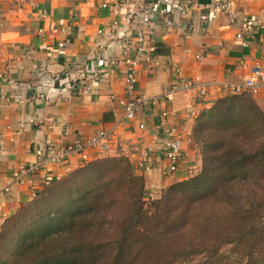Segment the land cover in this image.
Returning a JSON list of instances; mask_svg holds the SVG:
<instances>
[{"label": "crops", "instance_id": "0c3cea01", "mask_svg": "<svg viewBox=\"0 0 264 264\" xmlns=\"http://www.w3.org/2000/svg\"><path fill=\"white\" fill-rule=\"evenodd\" d=\"M151 1L0 0V186L9 185L15 170L36 160V147L86 139L103 129L114 131L109 155L126 156L136 173L144 176L150 192L158 193L200 167L201 157L192 139L198 115L187 109L194 105L200 113L212 106L230 93L225 82L250 77L255 66L260 67L264 82V0H191L187 15L170 14L175 22L172 27L156 11L150 23H143L138 14ZM218 2L229 3L230 11H217ZM131 6L137 15H129ZM212 10L217 17L203 21L201 15ZM250 21L253 31L237 39ZM143 28L156 46L152 56L158 60L140 63L136 94L160 96L181 79L203 83L208 93L201 99L196 88L175 92L125 123L121 122V100L127 97L124 67L102 73L88 93L69 84L97 55L118 56L123 47L134 51ZM110 29L115 36L108 35ZM66 39L71 40L69 45L56 49L57 42ZM254 97L264 110V87ZM164 110L169 113L166 120ZM142 122L145 128L140 129ZM162 122L183 129L184 159L173 176L164 174L168 161L159 155L164 141ZM65 129L69 130L66 136ZM145 153L150 154L147 168H140ZM82 164L74 158L69 165L56 166L51 174L61 177ZM45 176L43 172L32 182L10 186L0 198V226L23 202L34 198L35 188L45 185Z\"/></svg>", "mask_w": 264, "mask_h": 264}, {"label": "trees", "instance_id": "16d2710c", "mask_svg": "<svg viewBox=\"0 0 264 264\" xmlns=\"http://www.w3.org/2000/svg\"><path fill=\"white\" fill-rule=\"evenodd\" d=\"M192 139L201 168L150 201L124 155L35 188L0 226V264H264V110L228 93Z\"/></svg>", "mask_w": 264, "mask_h": 264}, {"label": "built area", "instance_id": "2783aa9c", "mask_svg": "<svg viewBox=\"0 0 264 264\" xmlns=\"http://www.w3.org/2000/svg\"><path fill=\"white\" fill-rule=\"evenodd\" d=\"M107 6V3H104ZM162 5L165 6L162 7ZM191 7V0H153L146 8L138 14L144 24H148L152 21L153 13L160 12L165 15V22L168 26H174V21L170 17L172 12L178 15L185 16L189 13ZM217 11H230L229 3H217L215 6ZM217 11H210L207 14H202L201 18L205 22L214 20L217 17ZM130 16L137 15V12L131 6L128 9ZM184 29L186 35H189V25L185 23ZM253 23L247 22L244 25L243 30L239 31L236 35L237 39L243 40L245 32L253 31ZM104 32V30H100ZM110 37L116 35L113 30L107 31ZM70 39L59 41L56 44V49H64L69 45ZM156 52V46L152 40L147 37L144 28L139 31L137 35V44L132 51L129 47H123L121 53L118 56H113L107 52H103L94 58L93 64H87L83 68L81 76L75 77L70 82V86L78 87L83 93H88L91 90L92 82L99 80L100 75L104 72H108L111 68L124 67L125 80H126V93L127 97L121 100L124 106V116L121 122H133L137 114L144 108H148L160 100H168L172 98L175 92L184 89H198V96L202 99L207 96L208 89L206 85L198 82L197 80H184L176 81L172 86L167 88L165 92L160 96L146 97L136 94V86L139 80V65L145 59H151L157 62L158 58L154 55ZM197 59L201 60L202 55H197ZM252 75L242 81L238 82H225L223 86L231 94H240L244 92L257 94L263 87L264 82L260 78L261 69L259 66H255L252 69ZM188 113L193 116H197L196 107L190 106L187 109ZM169 115L167 110L162 113L163 118L166 120ZM162 128L164 133L163 145L159 151L160 157L168 161V166L164 170V174L173 176L179 169L183 159V129L176 123L162 122ZM139 128H145V124L139 123ZM63 134L66 136L69 134V130L65 129ZM115 143L114 131L112 129H103L98 133L86 138H75L72 141L57 145L53 143H47L45 145L38 146L34 149V155L36 160L29 165H25L12 173L11 183L6 186H0V198L3 197L13 184H24L34 181L35 176L40 173H45V181L53 180L54 177L51 174L56 166L69 165L71 160L76 158L84 163L109 155L112 151L113 144ZM150 158L149 153H145V157L140 168H147L146 162ZM49 173V174H48ZM45 183V184H46Z\"/></svg>", "mask_w": 264, "mask_h": 264}, {"label": "rangeland", "instance_id": "374dc122", "mask_svg": "<svg viewBox=\"0 0 264 264\" xmlns=\"http://www.w3.org/2000/svg\"><path fill=\"white\" fill-rule=\"evenodd\" d=\"M196 146V145H195ZM198 149H199V147L198 146H196ZM198 149H197V153H198V155L201 157V155H200V152L198 151ZM199 168V167H198ZM201 168V167H200ZM74 170V169H73ZM196 170V168L194 169V171ZM161 192H162V190L160 191V192H158V193H154V192H150L149 191V194H148V197H150V198H148V201H150L151 199H156V198H159L160 197V195H161ZM150 199V200H149ZM229 249H230V246H227V247H225L224 249H223V252H225V253H228L229 252Z\"/></svg>", "mask_w": 264, "mask_h": 264}]
</instances>
